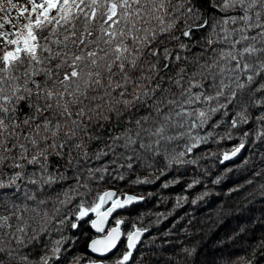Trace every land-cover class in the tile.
<instances>
[{
  "label": "snow or ice",
  "instance_id": "6c2138e0",
  "mask_svg": "<svg viewBox=\"0 0 264 264\" xmlns=\"http://www.w3.org/2000/svg\"><path fill=\"white\" fill-rule=\"evenodd\" d=\"M0 264H264V0H0Z\"/></svg>",
  "mask_w": 264,
  "mask_h": 264
}]
</instances>
